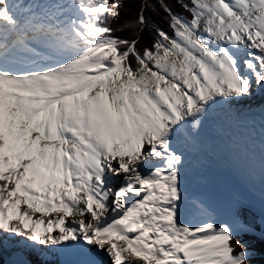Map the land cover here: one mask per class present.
I'll return each mask as SVG.
<instances>
[{
	"label": "snow or ice",
	"instance_id": "obj_1",
	"mask_svg": "<svg viewBox=\"0 0 264 264\" xmlns=\"http://www.w3.org/2000/svg\"><path fill=\"white\" fill-rule=\"evenodd\" d=\"M139 3L0 0L7 264H250L246 203L217 219L188 178L210 127L264 116V0Z\"/></svg>",
	"mask_w": 264,
	"mask_h": 264
},
{
	"label": "bare ground",
	"instance_id": "obj_2",
	"mask_svg": "<svg viewBox=\"0 0 264 264\" xmlns=\"http://www.w3.org/2000/svg\"><path fill=\"white\" fill-rule=\"evenodd\" d=\"M251 119L235 129L233 123L217 122L207 132L210 150L205 156L190 157V189L217 219L227 218L235 193L256 205V211L264 208V116ZM105 264H111L108 256Z\"/></svg>",
	"mask_w": 264,
	"mask_h": 264
},
{
	"label": "trees",
	"instance_id": "obj_3",
	"mask_svg": "<svg viewBox=\"0 0 264 264\" xmlns=\"http://www.w3.org/2000/svg\"><path fill=\"white\" fill-rule=\"evenodd\" d=\"M140 7L139 0H135L133 3H128L127 0H125V8L128 9L127 11L121 10V18L119 21H113L111 18L106 22L107 26L116 28L121 23H123L125 20H133L136 17L137 10ZM148 15L153 19L157 20L159 24L164 28V30L169 31L168 25L165 21L160 19L159 17L155 16L152 13H148ZM119 36L131 38L133 36V33L131 31H125V32H117L116 33ZM151 41V37L148 34L147 31H145L143 34H141L140 38V47L142 48L146 43H149ZM242 215L244 219L247 218L248 214L246 213V209L242 210ZM237 239L243 240L247 243L248 248L251 252L250 256V264H264V235L261 234H244L242 236H237ZM240 249L237 248L236 251L238 252Z\"/></svg>",
	"mask_w": 264,
	"mask_h": 264
},
{
	"label": "rangeland",
	"instance_id": "obj_4",
	"mask_svg": "<svg viewBox=\"0 0 264 264\" xmlns=\"http://www.w3.org/2000/svg\"><path fill=\"white\" fill-rule=\"evenodd\" d=\"M196 169H197V167H196ZM236 194L237 193H235L232 196V198H231L232 202L237 201V200L244 201L240 196H238V194L237 195ZM246 205L247 206L244 209H246V213L248 214V216L245 220L247 222L251 223L252 225H254L256 234L264 235V208H261V209H259V211H256V209H254V208H257L256 205L249 204V203H246Z\"/></svg>",
	"mask_w": 264,
	"mask_h": 264
}]
</instances>
